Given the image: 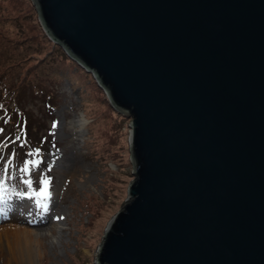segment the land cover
Listing matches in <instances>:
<instances>
[{
  "label": "water",
  "instance_id": "1",
  "mask_svg": "<svg viewBox=\"0 0 264 264\" xmlns=\"http://www.w3.org/2000/svg\"><path fill=\"white\" fill-rule=\"evenodd\" d=\"M130 118L95 264H264V0H31Z\"/></svg>",
  "mask_w": 264,
  "mask_h": 264
},
{
  "label": "rangeland",
  "instance_id": "2",
  "mask_svg": "<svg viewBox=\"0 0 264 264\" xmlns=\"http://www.w3.org/2000/svg\"><path fill=\"white\" fill-rule=\"evenodd\" d=\"M64 56L65 49L48 36L31 0H0V137L11 131L9 122L1 121L10 113H16L11 133L28 129V124L38 133L35 139L42 149L47 148L36 159L44 161L43 167L51 176L49 190L55 200L53 206L51 198L49 201L52 223L60 221L57 214L62 209L68 211L61 243L52 251L49 241L58 234L53 228L55 235L43 239L44 259L33 264H95L106 226L126 201L127 187L134 179L130 118L114 109L92 73L86 75L85 81L94 83L88 89L85 85L77 89L71 86L69 77L52 68ZM47 100L53 106L51 111H47ZM79 113L89 123L84 134L74 139L70 126ZM22 114L25 121L17 118ZM6 147L0 151L6 153ZM25 156L31 158L29 154L22 158ZM5 163L11 176V180L5 177L6 183L15 191L25 188L15 169L23 165L17 155L8 152L1 158L0 171ZM39 169V175L44 176ZM23 178H33L32 173ZM35 199L29 200L35 203ZM4 254H0V264L10 255L8 250Z\"/></svg>",
  "mask_w": 264,
  "mask_h": 264
},
{
  "label": "bare ground",
  "instance_id": "3",
  "mask_svg": "<svg viewBox=\"0 0 264 264\" xmlns=\"http://www.w3.org/2000/svg\"><path fill=\"white\" fill-rule=\"evenodd\" d=\"M43 26L45 29V25ZM77 120L70 126L74 139L81 137L85 132V130L82 133L78 132ZM7 195L9 199L6 202H0V221L5 220L0 223V254L5 255V250L10 253L5 257L4 264L15 261L33 264L39 258L44 259L43 239L49 234L55 235L54 231L58 230L56 238L49 241V245L53 251L56 244L61 243L62 232L66 229L68 211L62 209L57 215L63 218L54 224L51 218L52 209L41 218L37 214L39 210L34 202L26 197H16L8 193ZM51 201L52 205L55 200L51 198ZM53 228H55L54 231Z\"/></svg>",
  "mask_w": 264,
  "mask_h": 264
},
{
  "label": "snow or ice",
  "instance_id": "4",
  "mask_svg": "<svg viewBox=\"0 0 264 264\" xmlns=\"http://www.w3.org/2000/svg\"><path fill=\"white\" fill-rule=\"evenodd\" d=\"M53 127H56V125L53 124ZM19 131L23 132V129L21 128ZM15 139L19 141L21 140V136L16 135ZM36 152L40 153L39 147L36 148ZM39 164L40 161H38L35 158H29L23 162L22 167L19 168V172L21 173L22 183L26 187L20 189V191H17L16 195L19 197H27L29 199L35 197L36 198L35 207L39 210L37 214L40 215L41 218H43L45 214H47L50 211L49 201L52 196V193L49 191V188L51 183V177L46 175L45 176L39 175V171H40ZM30 165L32 166L31 173L33 178L24 179L23 178L24 175L30 172V168H29ZM3 167H4V172L0 173V202H6L7 199H9L7 195L8 186L5 177H7V180H11V176L9 175L8 163H5ZM50 169H51V165H49V170ZM13 187H17V186L14 185ZM62 218L63 217H57V219H62Z\"/></svg>",
  "mask_w": 264,
  "mask_h": 264
},
{
  "label": "trees",
  "instance_id": "5",
  "mask_svg": "<svg viewBox=\"0 0 264 264\" xmlns=\"http://www.w3.org/2000/svg\"><path fill=\"white\" fill-rule=\"evenodd\" d=\"M64 53H62V56H63ZM65 58L63 59H60V60H57L53 65H52V68L55 70L57 68V70H60L59 72L61 73V76H66L68 79V81L70 82L71 85H73L74 87H77L78 88H82L83 85H85V87L88 89L89 85H93L94 83L92 82H86V78L87 76L86 75H89L90 73L86 72L84 69H82L81 67L77 66V68L74 67V62L71 58H69L67 56V54L65 53ZM95 86V85H94ZM85 97V95H84ZM2 99V97H0V100ZM47 105H48V109L51 108V104L48 103V100H47ZM6 114V112H5ZM15 114H12L10 113L9 115H6V121L7 122H11L13 121L16 117H14ZM18 118V117H17ZM19 119V118H18ZM25 121V120H24ZM30 122H32V119H30ZM27 128L28 129H25L23 130V132H20L19 129L16 130V132L14 133H11L8 138L6 139L5 142H8V143H12V145H27V146H30V145H33V146H36L39 147V148H42L41 147V144L37 141V138L38 137V133L32 131V128L31 126L28 124L27 125ZM34 132V133H33ZM36 133V134H35ZM16 135H20L21 136V140L17 141L15 139ZM42 137H44L43 135H41ZM31 137L33 139H31ZM50 141H52V139L50 138ZM35 148V150H36ZM39 155V154H38Z\"/></svg>",
  "mask_w": 264,
  "mask_h": 264
},
{
  "label": "clouds",
  "instance_id": "6",
  "mask_svg": "<svg viewBox=\"0 0 264 264\" xmlns=\"http://www.w3.org/2000/svg\"><path fill=\"white\" fill-rule=\"evenodd\" d=\"M88 123H89L88 118L83 113H79L77 120L78 132L82 133L86 129Z\"/></svg>",
  "mask_w": 264,
  "mask_h": 264
}]
</instances>
